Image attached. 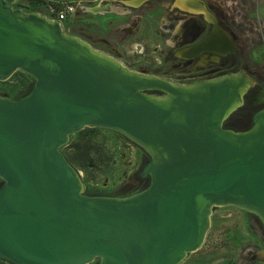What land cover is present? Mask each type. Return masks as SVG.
<instances>
[{
    "label": "water",
    "instance_id": "water-1",
    "mask_svg": "<svg viewBox=\"0 0 264 264\" xmlns=\"http://www.w3.org/2000/svg\"><path fill=\"white\" fill-rule=\"evenodd\" d=\"M15 1L0 0V81L19 72L33 86L21 99L0 97L1 259L181 264L203 245L212 210L224 206L256 216L264 228V110L246 131L223 128L252 77L178 85L131 71ZM216 34L229 37L214 23L188 51H201L194 49ZM84 128L112 131L143 151L148 185L121 198L84 195L60 151Z\"/></svg>",
    "mask_w": 264,
    "mask_h": 264
},
{
    "label": "rangeland",
    "instance_id": "rangeland-1",
    "mask_svg": "<svg viewBox=\"0 0 264 264\" xmlns=\"http://www.w3.org/2000/svg\"><path fill=\"white\" fill-rule=\"evenodd\" d=\"M83 1L16 0L13 7L24 13L49 17L50 7L54 12H61L65 3L71 4L73 12L61 23L65 34L78 37L131 71L153 75L178 85H191L200 81L197 77L205 71L190 72L189 66H186L189 71L186 73L184 69L173 66L171 56L178 48L180 35L176 33L179 25H185L189 18L180 11L183 9H173L178 0H167V13L164 8L157 7L155 12L146 14L135 25L126 16L87 12L85 8L98 6V0H92L91 3L88 2L90 0ZM191 1L196 3L195 0ZM199 1L202 5L198 4L194 8H200L201 11L189 12L202 13L209 22L214 21L221 29L229 31L236 38V43L243 45L244 57L250 61V67L247 65L249 70L261 69L264 66V8L261 9L259 1ZM179 3L184 4V0H179ZM129 16L135 17L133 14ZM124 26L128 27L129 32L120 29ZM242 72L252 76L245 70ZM32 86V78L17 72L8 80L0 81V97L21 99ZM67 146H70L71 157L78 167L68 163L79 172L84 195L121 198L143 189L138 179H144L140 173L148 158L121 135L105 129L85 128L71 136ZM253 227L252 217L241 209L233 206L214 208L203 245L190 253L181 264H242L247 254L254 250H261L264 254V245ZM260 261L264 263V260ZM90 264H97V260Z\"/></svg>",
    "mask_w": 264,
    "mask_h": 264
},
{
    "label": "flooded vegetation",
    "instance_id": "flooded-vegetation-1",
    "mask_svg": "<svg viewBox=\"0 0 264 264\" xmlns=\"http://www.w3.org/2000/svg\"><path fill=\"white\" fill-rule=\"evenodd\" d=\"M128 1L132 0H98L97 3L102 8L101 12L104 14L108 16L129 17L132 25L139 23V20L145 18L146 14H152L155 12L157 7L164 8L167 13V0H147L136 7L127 5L126 3ZM83 2L87 1L84 0ZM88 2L91 3L92 0ZM78 7H80L79 4ZM180 11L189 18L185 21V25H179L178 32L176 33L177 35H180L178 37V48L172 52L171 56L174 61L173 66L184 69V72L187 71L186 66H189L190 72L205 71L197 77L200 81L242 72V70L250 73L252 75L251 77L255 80V84L247 91L241 107L237 109L223 124V128L227 130H248L253 125L254 116L264 110V66H262L261 69L250 71V61L247 57H244L243 45L236 43L234 35L230 34L228 30L229 33L226 32V29L222 30L231 38L233 43L231 50L229 49L223 54L216 53V51L212 50H201L189 56L185 55L183 52H188L189 48L202 42L210 34L213 29V24L209 22L202 13L193 14L183 10ZM132 14L135 17L129 16ZM165 18L167 19V17ZM120 29L129 32L127 26L121 27ZM247 65H249V67H247ZM252 65L253 63L251 66ZM186 73H189V71ZM186 77L189 78L190 76ZM138 180L142 183L143 189L149 183L148 177L144 179L139 178ZM245 213L252 217L254 222L253 228L258 235L259 241L264 245V228L259 219L250 213ZM260 260H264V254L261 250H254L247 254V257L242 264H256L260 263Z\"/></svg>",
    "mask_w": 264,
    "mask_h": 264
},
{
    "label": "bare ground",
    "instance_id": "bare-ground-1",
    "mask_svg": "<svg viewBox=\"0 0 264 264\" xmlns=\"http://www.w3.org/2000/svg\"><path fill=\"white\" fill-rule=\"evenodd\" d=\"M134 6H138V5H133ZM194 6H198L197 3L191 1V0H184V4L183 3H179V0L176 2V7L180 8V9H183L185 11H190L192 12L193 10L195 11H201L200 8H194ZM212 20V19H211ZM216 27H214V30ZM214 37V38H213ZM213 40H210V41H206V43L204 44H200L199 47L195 48V52L198 51V50H203L205 48H209L210 50L212 51H216L215 48L216 47H220V53H225L227 52L229 49L231 50L232 49V41H231V38L226 36L225 34H216L215 36H213ZM218 52V51H217ZM185 55H191V52L188 51V52H183Z\"/></svg>",
    "mask_w": 264,
    "mask_h": 264
},
{
    "label": "built area",
    "instance_id": "built-area-1",
    "mask_svg": "<svg viewBox=\"0 0 264 264\" xmlns=\"http://www.w3.org/2000/svg\"><path fill=\"white\" fill-rule=\"evenodd\" d=\"M64 5L65 7L61 10V12H54V10L50 7L49 10L51 15H49L47 18L55 20L61 24L67 18V16L73 12V7L71 4L65 3Z\"/></svg>",
    "mask_w": 264,
    "mask_h": 264
},
{
    "label": "trees",
    "instance_id": "trees-1",
    "mask_svg": "<svg viewBox=\"0 0 264 264\" xmlns=\"http://www.w3.org/2000/svg\"><path fill=\"white\" fill-rule=\"evenodd\" d=\"M37 1L42 2V1H45V0H37ZM48 1H50V0H48ZM22 74H23V73H22ZM25 75H26V74H25ZM26 76H28V75H26ZM28 77H30V76H28ZM30 78H31V77H30ZM31 89H32V87L30 88V90L28 91V93L31 91ZM28 93H27V94H28ZM27 94H26V95H27ZM26 95H24L23 97H25ZM84 129H85V128H84ZM80 132H81V131H80ZM77 134H79V132L76 133L75 135H77ZM73 136H74V135H73ZM61 150H62L63 154L65 155V157L67 158V161H68L70 164H72L73 166L78 167L76 161L71 157L70 146H67V147L65 146V147L61 148ZM79 169H82V167H79ZM0 264H13V263L8 262V261H6V260L0 258Z\"/></svg>",
    "mask_w": 264,
    "mask_h": 264
},
{
    "label": "crops",
    "instance_id": "crops-1",
    "mask_svg": "<svg viewBox=\"0 0 264 264\" xmlns=\"http://www.w3.org/2000/svg\"><path fill=\"white\" fill-rule=\"evenodd\" d=\"M195 1H196L197 4H201L202 5L201 1H199V0H195ZM257 1H259L260 5L262 6L261 9L264 8V0H257ZM174 2H175V0H174ZM173 9H178V8L175 7V5H174ZM263 11H264V9H263Z\"/></svg>",
    "mask_w": 264,
    "mask_h": 264
}]
</instances>
